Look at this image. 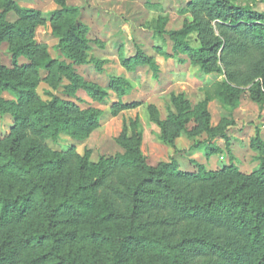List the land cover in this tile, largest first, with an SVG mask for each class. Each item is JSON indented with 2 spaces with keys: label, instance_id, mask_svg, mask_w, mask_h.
<instances>
[{
  "label": "trees",
  "instance_id": "16d2710c",
  "mask_svg": "<svg viewBox=\"0 0 264 264\" xmlns=\"http://www.w3.org/2000/svg\"><path fill=\"white\" fill-rule=\"evenodd\" d=\"M257 2L264 0H192V20H186L180 30L166 33L172 47L171 54L163 56L181 52L206 74L220 71V64L226 72L227 80L206 89L205 100L195 109L207 136L206 142L196 147L204 145L206 156L219 152L213 139L228 141L224 131L234 125L231 121L221 128L210 127L206 103L215 99L225 103L233 96L230 84L264 79V12L254 10ZM56 4L58 9L44 15L20 7L13 0H0V43H9L15 67L8 69L0 64V115H10L14 120L11 134L0 143V264H86L80 252L69 244L78 235L71 226L76 217L95 209L96 191L110 171L126 167L138 168L143 178L130 190L133 200L125 228L112 238L100 231L79 234L80 239L102 238L111 243L106 264H139L125 262V255L134 250L159 255L157 262L151 258L146 264H187L177 246L145 234L136 223L141 210L148 209L162 191H168L173 178L219 184L192 199L165 195L178 215L200 219L212 231V239L188 238L181 245H201L213 260L206 264H264V141L258 131L250 140L258 167L249 175L239 173L233 166L220 172H206L200 167L196 174H184L176 170L174 161L149 167L140 152L141 133L134 125L132 137L121 142L122 155L89 163L86 152L78 160L76 180L56 182L53 174L65 162L56 153L48 152L42 142L55 141L66 132L76 140L83 139L97 127L101 114L80 110L48 91L45 94L50 99L42 101L35 94L40 72H47L45 82L54 91L67 81L63 85L67 95L82 90L93 100L103 101L106 97L105 90L81 79L65 61L87 63L84 52L89 49V28L79 22L80 7L68 6L65 0H56ZM10 12L18 17L14 23L6 20ZM46 21L57 39L54 50L65 60L51 58L46 48L32 39L34 29ZM19 58L29 63L17 66ZM130 63L147 64L154 76L158 71L152 57L140 52ZM109 88L121 96L130 85L111 76ZM251 91L262 109L259 85L254 84ZM2 92L15 99H3ZM172 104L176 114L157 122L162 131L160 140L170 146L178 132L169 137L168 126L184 130L185 120L181 117L189 110L182 97L172 96ZM126 108L129 106L122 107ZM2 183L9 187L3 188ZM112 218L113 214L108 213L101 221Z\"/></svg>",
  "mask_w": 264,
  "mask_h": 264
},
{
  "label": "rangeland",
  "instance_id": "374dc122",
  "mask_svg": "<svg viewBox=\"0 0 264 264\" xmlns=\"http://www.w3.org/2000/svg\"><path fill=\"white\" fill-rule=\"evenodd\" d=\"M13 1L20 7L37 10L44 15L59 8L56 0ZM65 3L80 7L79 22L89 28V49L84 52L87 63L75 64L58 56L54 50L57 39L53 37L51 24L47 21L34 29L32 39L44 46L51 58L70 63L81 79L105 90L106 97L103 101L93 100L82 90L67 95L63 88V85L68 84L67 81L54 91L45 82L47 72H40L35 94L42 101L50 99L45 94L48 91L72 102L80 110L101 114L97 127L83 139L76 140L66 132L55 141L42 142L48 152L56 153L65 162L53 174L57 183L76 180L78 160L86 152H89V163L122 155L124 148L121 142L124 138L132 137L134 125L141 133L140 152L149 167L155 168L161 163L174 161L178 172L196 174L200 167L206 172H220L233 166L243 175L251 174L258 167L256 154L250 148V140L258 131L264 141L262 78L248 84L229 83L233 88L231 98L225 103L218 99L206 103L210 127L221 128L231 121L234 125L224 131L228 141L213 139L214 146L219 149L218 153L206 156L204 145L196 147V144L206 142L207 136L195 109L205 100L206 89L227 78L221 64L220 71L206 74L191 62L187 54L178 52L172 57L163 56V53L171 54L172 47L166 33L180 30L186 20H192V0H65ZM254 6L255 11L264 12V3L257 2ZM17 18L13 12L6 15V20L11 23ZM138 52L152 57L158 68L155 76L147 64L130 63ZM27 63L29 61L25 58L17 60V66ZM0 64L8 69L15 68L7 41L0 43ZM111 76L128 82L129 91L121 96L115 94L109 88ZM254 84L260 87L262 109L253 99L251 90ZM172 96L182 97L189 110L181 117L185 120L184 130L178 131L168 126L169 137L173 132H178L173 138V146H170L160 140L162 131L157 122L166 121L171 113L176 114ZM1 97L8 101L15 99L6 92H2ZM123 106L129 108L122 109ZM13 124L10 115H0V143L9 137ZM141 178L142 173L136 167L112 169L108 179L96 191L95 209L74 219L75 224L71 227L77 230L78 235L69 244L80 252L86 264H106L112 245L102 238L80 239L79 234L100 231L112 238L123 230L130 217L133 200L130 190ZM171 182L166 192L156 189L162 191V195L155 196L156 199L151 198L153 202L148 204V209L141 210L136 223L145 234L177 246L187 264L213 261L201 245H181L188 238L204 236L212 239L210 226L200 219L191 220L178 215L164 197L167 193L168 196L173 193L192 199L209 193L219 184L189 182L182 178H173ZM2 187L9 186L2 183ZM108 213L113 214V218L101 221ZM151 258L157 262L159 255L151 251L134 250L125 255V262L146 264Z\"/></svg>",
  "mask_w": 264,
  "mask_h": 264
}]
</instances>
